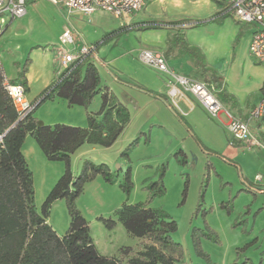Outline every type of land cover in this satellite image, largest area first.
Here are the masks:
<instances>
[{
	"label": "rangeland",
	"instance_id": "1",
	"mask_svg": "<svg viewBox=\"0 0 264 264\" xmlns=\"http://www.w3.org/2000/svg\"><path fill=\"white\" fill-rule=\"evenodd\" d=\"M32 1L24 2L25 16L14 20L4 37L11 34L10 30H14L13 43L20 45L26 55L31 46H40L53 51L57 58L58 36L62 26H68L72 30L74 45L83 43L87 47H94L99 43L97 47L100 48L110 45L105 55L96 58L93 52L83 59L82 63L85 64L79 70L86 72L87 65L98 60L102 79L107 82V86H111L114 95L122 99L130 115L129 124L111 147L84 144L69 155L70 171L74 178L80 176L85 161L93 165L103 164L109 170L111 182L97 175L83 185L75 200V208L88 228L97 253L103 257H117L125 263L127 258L142 247V239L130 236L115 215L116 210L124 205L141 203L167 215V220L176 223L172 240L182 249L178 264H264V221L244 219L248 210L246 205H249V198L246 196L249 191L246 192V188L256 186L252 180L254 178L255 181L258 173L264 176V150L253 147L245 152L251 157L240 162L243 166L241 181L244 191L239 198L234 199L233 186L223 188L218 179L220 180V174L223 178L227 176L235 181L239 179L237 172L231 174L228 167L219 165V174L216 176V171L208 167V157H211L216 168V156H209L211 151L208 146L191 142L183 146L170 144L166 135L168 131H152L148 127H140L149 115L148 109L139 110L148 97L136 86L141 81H136L138 76L133 70H138L137 67L145 68V65L136 60L139 50L135 47V33L128 36V31H125L127 28H123L131 24H123L122 27V19H113L102 13L90 17L71 16L70 21L71 13L65 9L45 0ZM193 3V0H150L146 4V10L143 7L138 14L129 17L143 21L158 14L166 17L161 19L163 21L174 17L187 18L196 13ZM218 4L216 3L217 10L221 9ZM159 20H155L153 24L163 28L168 38L173 33H180L184 25L183 22H167L162 25ZM223 21L216 17L217 25H221ZM239 26L241 31L248 30L250 34L254 31L252 25L239 23ZM118 31L119 34H115ZM222 36L221 33H216L219 45L222 44ZM79 47L81 46L78 45L74 50ZM25 57L24 60L27 58ZM108 60L113 65L106 68ZM67 69L70 70V67ZM67 69L63 74L68 72ZM92 74L88 72L87 75L88 88L91 87ZM193 74L194 80L203 78L196 71ZM118 81L124 85L123 88L117 87L121 85ZM219 89L216 81V92ZM44 95L46 93L42 96ZM100 106L101 98L98 93L92 99L88 111L98 112ZM85 113L83 106L74 105L71 99L65 97L57 98L55 91L50 93L48 99L43 100L32 116L42 126L86 128ZM80 119H84L81 124ZM22 150L32 174L35 210L58 236H64L77 222L71 218L65 199H56L50 203L47 200L64 172L65 162L62 159H49L30 134L25 137ZM128 169L131 172V189L126 194L121 185ZM261 185H264L263 180Z\"/></svg>",
	"mask_w": 264,
	"mask_h": 264
},
{
	"label": "crops",
	"instance_id": "2",
	"mask_svg": "<svg viewBox=\"0 0 264 264\" xmlns=\"http://www.w3.org/2000/svg\"><path fill=\"white\" fill-rule=\"evenodd\" d=\"M29 2L32 3L33 1L29 0ZM193 2L194 7L196 8V13L190 14L187 18L174 17L173 19L168 18L166 19L167 21H163L161 19H165L166 17L163 18L164 16L158 14V16L143 21L141 19L135 20L134 17L128 16L121 20L120 26L123 24H131L129 27H122L125 29L127 28L124 30L128 31L126 34L128 36L135 33L134 38L137 40L135 47L139 50L136 53V60L140 64L141 62L138 60L137 55L141 50L148 49L162 53L165 56L168 66L179 75L192 79L195 76V74H193L195 71L202 74L203 78L196 80L204 83L206 82L207 85L211 86L214 89L215 95L217 94L218 100L222 103L225 109L230 111L233 116L244 119L248 111L263 97L262 88L264 85V68L256 62L248 51L251 34L248 30L241 31L239 22L234 20L230 15H227L228 17L224 19L221 25H217L216 17L220 18L222 15V6L221 9L218 8L217 10L215 1L193 0ZM146 8L147 6L145 5L144 9L146 10ZM101 13L119 20L106 12H95L92 15ZM216 14L218 15L216 16ZM71 16L83 17L85 15L71 13L69 18L70 21L72 18ZM14 20L16 19H13V21H10L5 26L4 31L0 36V67L4 81L10 85H21L18 77L22 67L25 65V61L28 60L27 72L25 73L23 80L25 86H21L24 88L26 100L33 107V112L37 109V105L43 98L42 95L46 92V89L50 87L51 89L55 88L57 98L65 97L69 99V97H71L72 104L82 107L80 93L74 92L73 85L68 82L66 83L67 79H65V74H63V71L59 67L57 57L53 51L41 48L40 46L30 47V45H25V47H30L26 55L24 49L22 50L20 45L13 43V38L15 36L14 30H10L11 34L9 35L8 33V36L4 37ZM155 20H159L162 25L167 22H183L184 25L179 34L183 36L186 45L198 49L201 53L203 56V67H196L189 56L180 55L179 49L170 44L172 36L177 33H173V35L168 38L167 32L163 28H159V26L153 24ZM145 24H153L156 25V27L154 29L144 30L143 27ZM63 27L64 26L61 27V31ZM73 30L76 33L75 27ZM217 32L223 35L221 45L216 42ZM22 34L25 33L23 32ZM115 34H119V31ZM78 45L82 46L84 44L77 43V45H74V49L77 48ZM97 45H99V43L94 46L96 47L94 54L96 55V58H99L101 55H105L110 45H104L102 48L97 47ZM70 49L74 53L78 50H74L73 46H71ZM110 49L112 48L110 47ZM24 57L26 60H24ZM112 63L111 60H108L105 67L108 68ZM83 64L85 63H80V66ZM144 67L145 68L137 67L138 70H133L138 76L137 80H135L137 82L141 81V84L135 83L136 86H138V90L148 97L139 109L149 110L147 120H145L143 122L144 125H141L140 127H142V129L148 127L149 130L152 131L155 129H164L168 131L166 132V135L170 144L175 143L183 146L185 143L191 142L193 144L199 143L200 145L208 146L209 151H211L209 156H216V168L211 162V157H208L207 161L210 166L209 169L216 171V176L219 174L217 172V167L219 165L223 168L224 166L228 167V170L232 172L231 174L235 173V171L237 172L236 176L239 179H236L235 181H233L231 177L228 178L225 176V178H223L220 174V180L218 179V181L221 182L223 188L227 186L230 188L233 186L232 191L234 199L237 197L239 198L240 193L244 191L241 181V171H243L241 163L244 159L247 160L251 157L249 155L247 156L245 153L247 152V149L250 148L240 143L230 145L232 139L224 126L226 119L223 115L220 116L219 119L211 118L197 100L188 93H182L181 97L171 99L168 96L169 84L171 81H169L167 76L146 66ZM99 69L100 65L98 64V60L89 63L86 72L79 70L77 73L78 81L81 82L85 80L87 87V81H89L87 75L88 72H91L93 73V79L90 78L91 87L89 88L96 87V89H99L107 87L112 91L111 86H107V82L102 79ZM95 77L98 78L97 84ZM216 77L220 80V89L217 90V92ZM58 84L59 86L56 87ZM120 84L121 85L117 86L119 89L124 87L122 83ZM51 89H49V91ZM118 99L124 104L122 99L119 97ZM149 105L151 106L149 107ZM83 120L84 119H80V124L84 122ZM38 125L42 126L39 122ZM251 128L257 133L258 137L262 139L264 138V118L254 121ZM27 135L28 134H26L25 137ZM181 152L184 153L182 150ZM225 160L229 161V164L228 162H225ZM256 176L260 177V179L258 180ZM256 176L255 181L254 178L252 180L253 184L256 186H253L252 188L251 186H247L246 188V192L249 191L248 193L250 194H246L249 198V205H246L248 206V210L246 215H244L246 221H264V185H261L262 180L264 181V176L259 173ZM253 214H255L254 217ZM242 215L243 214H241V216Z\"/></svg>",
	"mask_w": 264,
	"mask_h": 264
},
{
	"label": "trees",
	"instance_id": "3",
	"mask_svg": "<svg viewBox=\"0 0 264 264\" xmlns=\"http://www.w3.org/2000/svg\"><path fill=\"white\" fill-rule=\"evenodd\" d=\"M227 17L226 14L220 16L222 20ZM155 27L153 24H145L143 29ZM170 44L179 49L180 55L189 56L196 67H203V56L198 49L186 45L181 34H174ZM27 63L28 60L18 77L23 86ZM79 66L69 72L65 79L66 83L73 85L74 92L80 93L82 106L86 110V128L39 126L32 116V110L17 122L16 110L2 86L4 77L0 67V264H178L182 249L172 240L176 223L167 220V215L141 203L124 205L115 212L127 233L143 241L142 247L127 258L125 263L117 257L99 255L92 244L88 228L75 208V200L83 185L97 175L111 182L109 170L103 164L93 165L85 161L80 176L74 178L70 171L69 155L84 144L111 147L130 122V115L126 106L107 87L88 88L85 80L79 82ZM95 81L97 84V77ZM216 81L220 87L219 78L216 77ZM49 89L51 87L46 89V95L37 107L49 98L50 93L56 91L55 88ZM98 93L101 98L100 109L95 113L89 112L88 107ZM26 134L35 138L49 159H62L65 162L64 172L47 200L50 203L56 199H65L71 218L77 222L64 236H58L35 210L32 174L22 154ZM225 162L229 164V161ZM121 188L126 194L131 189L129 169Z\"/></svg>",
	"mask_w": 264,
	"mask_h": 264
},
{
	"label": "built area",
	"instance_id": "4",
	"mask_svg": "<svg viewBox=\"0 0 264 264\" xmlns=\"http://www.w3.org/2000/svg\"><path fill=\"white\" fill-rule=\"evenodd\" d=\"M54 6L65 9L68 13H79L91 16L95 12H106L111 16L123 19L143 9L150 0H45ZM222 6V14L230 15L234 20L245 25L254 26L248 46L250 55L264 68V0H212ZM24 0H0V36L5 26L13 19L26 14ZM58 63L62 71L67 69L68 75L77 65L94 52L93 47L82 45L75 53L70 47L74 45L73 32L64 26L58 37ZM67 47V48H66ZM138 60L148 68L164 74L171 81L168 96L181 97L182 93L191 94L213 119L224 116L226 130L231 136L230 145L244 144L248 148L264 150V138L257 136L251 125L254 121L264 118V85L263 97L247 113L244 119L233 116L225 109L214 93V89L204 82L174 73L167 64L165 57L155 51L144 49L138 54ZM3 89L11 100L16 113L17 122L31 112L32 106L26 100L24 88L21 85H10L3 81ZM2 135H0V147ZM259 180L260 177H257Z\"/></svg>",
	"mask_w": 264,
	"mask_h": 264
}]
</instances>
